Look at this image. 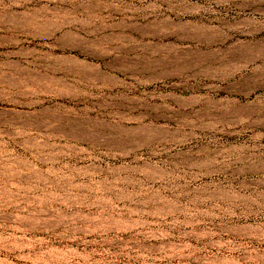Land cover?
Returning a JSON list of instances; mask_svg holds the SVG:
<instances>
[{
  "label": "rangeland",
  "instance_id": "374dc122",
  "mask_svg": "<svg viewBox=\"0 0 264 264\" xmlns=\"http://www.w3.org/2000/svg\"><path fill=\"white\" fill-rule=\"evenodd\" d=\"M0 264H264V0H0Z\"/></svg>",
  "mask_w": 264,
  "mask_h": 264
},
{
  "label": "bare ground",
  "instance_id": "6f19581e",
  "mask_svg": "<svg viewBox=\"0 0 264 264\" xmlns=\"http://www.w3.org/2000/svg\"><path fill=\"white\" fill-rule=\"evenodd\" d=\"M258 32H256V31H251V32H249L248 33V35H250V36H256V34H257ZM247 35V36H248ZM260 107H262V106H259L258 108H260ZM220 196V195H219ZM225 196V198H226V195H224ZM229 196V195H228Z\"/></svg>",
  "mask_w": 264,
  "mask_h": 264
}]
</instances>
